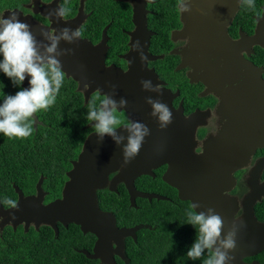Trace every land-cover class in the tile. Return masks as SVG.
Masks as SVG:
<instances>
[{"label": "flooded vegetation", "instance_id": "1", "mask_svg": "<svg viewBox=\"0 0 264 264\" xmlns=\"http://www.w3.org/2000/svg\"><path fill=\"white\" fill-rule=\"evenodd\" d=\"M51 1L39 0L33 6V0H23L8 10L19 9L23 15H30L38 24L47 26L50 22L42 15V12L46 10ZM208 1L193 0L194 7L191 13L182 14L178 10V0H59L58 4L69 9L64 19L74 17L80 7V2H82V22L77 28L81 31V37L77 43L82 47H73L75 51L73 55H69V59L71 64H77L76 62L79 63L81 59L83 84L80 85L78 82L79 71L69 65L72 70L71 74L65 77L56 103L49 109H41L34 114L37 118L36 125L44 128L41 135L47 132L45 136L49 138L51 131L54 133L51 142L57 144V150L60 154L55 165H49L54 175L49 176V172L43 167H38L39 170L46 173L44 175L40 172L38 177V179L42 178L43 204L61 198L62 189L68 180L67 173L73 168V162L78 159L83 145L89 140L93 141L90 143L91 147H101V151L105 154L102 155L103 160L108 163L117 161L115 170L107 171L104 187L95 190L98 208L101 211L112 212L116 227L132 228L141 225L140 228H152L151 225L145 223L130 224L132 221L123 222L122 218L126 211L121 210L120 205L124 203L123 197L126 195L130 205L129 192L122 181H117L114 184V189L109 188L110 180L114 175L119 174L122 177L130 178L131 174L136 172L138 174L134 177V185L137 190L158 194L166 198L159 200L174 203L175 200L172 197L178 198L177 190L162 180L163 174L169 167L168 163L180 161V156L184 153L186 146H191L195 154L203 153L204 142L210 136H216L227 122V118L221 115L222 100L228 93H233L238 89V84L233 82L232 76L223 69L222 60L213 58L210 68L204 70L200 62V52L196 48L191 49L192 37L190 33L192 30H189L190 21L207 14L205 9ZM221 1L228 2V0ZM255 6V10L249 9L246 4L238 7L232 19L225 26L231 39H237L240 32L249 36L254 33L257 19L264 13V0H255ZM197 8L200 11H197ZM4 10L6 8L0 11V16ZM198 28L200 27L194 31ZM136 40L140 41L143 52L147 56L145 62H141L139 54L132 50V44ZM251 48L253 51L250 54L244 51L241 53L257 67L262 68L261 74L264 79V63L261 62L262 58L257 53L259 48L263 50L264 48L258 44L252 45ZM137 61L141 67L133 78L125 77L123 80L120 76L112 74V70H114L124 76L130 72L132 66L137 65L135 64ZM143 79H150L153 85L159 84L163 95L158 96L157 93L147 92L148 96L153 99L159 98L162 102L167 103L173 113V122L166 129L161 130L157 120L150 116L151 107L147 111H135L132 115L126 108L117 110L118 118L121 120V125L117 127L123 126L130 118L146 124L150 129L151 134L145 138L139 152L140 154L143 150L146 151L148 143L151 146V148L149 147L150 154L152 153L157 158L155 160L156 165L152 166L148 173L142 172L145 168L147 169L146 166L139 167L133 164L137 162L138 156L129 164L121 167L123 144L119 148L111 138V144L117 147L114 153H119L112 160L103 144L105 139L102 142L94 140V137H97L93 128L95 122L87 120L88 103L95 100L98 104L103 98V93H109L111 90H103L104 92L101 91V93L96 84L100 82L102 84L100 88L103 89L109 87L108 81L111 80L121 85V88L116 89L119 94L118 101L121 89H124L128 83L130 84L128 93L130 96L142 90L140 81ZM85 83L89 84L87 88L84 87ZM57 116H67L68 130L65 135L55 131L53 124L49 127L44 122L47 120L56 123L58 121ZM46 117L49 118L46 119ZM36 125L35 127H37ZM117 131L122 130L118 129ZM123 134L125 135V132ZM256 165L261 168L259 174L253 173ZM230 176L233 181L229 184V188H225L223 195L230 200V205L236 202L232 223L235 220L236 225L245 220V201L248 195L253 192L251 183L255 180V193H258V196L248 197L251 200L249 209L255 225L264 224V190L262 188L264 183V147L256 148L248 161L242 167L234 169ZM102 191L120 197V205L115 212L104 208L100 197ZM35 192L34 187L33 192L26 193L23 191V194L25 196L33 195ZM138 198L135 200L136 206L134 208L138 207ZM153 200L157 199L153 198L150 201L147 199L149 202ZM183 202H188L190 205L189 201ZM130 207L133 206L130 205ZM55 225L58 234L62 227L74 229L69 233H74L73 250L83 255V259L78 261L79 264H109L102 260L104 257L106 259L112 258L115 264H118V259L128 264L129 257L125 252L126 242L130 239L137 242V231L140 229L135 231L134 237L127 235L122 238V257L113 251L111 257L108 254H102L91 258L87 256V253L93 254V247L97 239L95 234L82 232L80 227L74 223L64 226L61 222L56 221ZM31 226L34 228L33 225ZM43 226L53 230L47 224H40L38 229H34L39 230ZM53 234L55 237L54 230ZM111 245L112 248L117 246L113 241H111ZM242 260L247 263L255 261L264 264V247L250 256L243 257Z\"/></svg>", "mask_w": 264, "mask_h": 264}, {"label": "water", "instance_id": "2", "mask_svg": "<svg viewBox=\"0 0 264 264\" xmlns=\"http://www.w3.org/2000/svg\"><path fill=\"white\" fill-rule=\"evenodd\" d=\"M38 1L33 0V6ZM58 2L59 0H52L46 10L42 12V15L50 22L47 26L38 24L30 15H23L16 8L4 10L1 16L4 15L6 18L9 11L17 12L21 21L31 25L37 39L44 40V37L39 35L41 27H45V30H59L64 27L75 30L82 22V2H80L77 14L70 19L48 17V11L55 9ZM238 7V0H228V2L209 0L205 9L207 14L196 20L193 18L190 21L189 30H192L190 33L192 37L191 49L196 48L200 52L202 68L204 70L209 69L213 58L222 60L223 69L232 76L233 82L238 84V89L233 93H228L222 100L221 115L227 118V122L216 136H210L204 142L203 153L195 154L191 146H186L184 153L180 156L181 160L169 162V167L162 176L165 183L177 190V196L180 200L189 201L190 205L191 203H199L202 206L196 209L197 212L207 207L214 208L225 220V232L232 225V216L236 208V202L230 205V200L223 195L225 188H229V184L233 181L230 173L234 169L242 167L256 148L264 147V79L261 74L262 68L257 67L241 53L244 51L250 54L253 51L251 47L254 44L264 48V13L257 19V26L252 35L249 36L240 32L237 39H231L225 26L232 19ZM197 27L200 28L194 31ZM71 44L74 45L61 41L60 47L62 49L70 46H72L71 48L82 47L77 42ZM60 59L67 77L72 71L69 65L79 71L80 77L79 79L76 78L79 80V84L82 85L81 59L80 64L78 62H76L77 64H71L69 56H63ZM135 64L137 65L132 66L130 72L124 76L114 70H112V74L120 76L123 80L125 77L133 78L139 71V67H141L139 61ZM28 79L30 77L26 78L21 85L23 88L29 87ZM110 84L116 85V89L122 87L112 80L108 81V85ZM101 86L100 82L96 84V87L101 91L110 89V87L100 88ZM129 91L130 84L128 83L124 89H121L120 98L123 97L128 101L126 108L131 115L135 111H147L151 107L145 102V97H148L147 91L140 90L132 96L128 94ZM118 97L119 94L117 93L115 99L117 100ZM36 119L35 116V121ZM35 125L36 123H34ZM125 135L127 136L126 132ZM94 138L96 142H99L98 137ZM104 139L103 144L109 153L108 156L113 160L115 159L114 156L119 155V153H114L117 147L111 144V137L105 136ZM92 142L89 140L83 145L78 159L73 162V168L67 173L68 180L62 189L61 198L43 204L44 192L41 187V177L35 184L36 192L33 195L25 196L22 189L17 185H13L17 194L15 203L18 207L16 209H11V205L4 207L0 201V231L6 225H10L13 229L22 225L24 231H27L31 225L38 229L40 224H47L53 228L56 237L58 235L56 221L61 222L64 226L74 223L80 227L82 232H91L97 237L93 254L90 255L86 251H82L87 253L88 257L95 258L102 254H108L111 257L113 251L122 257V238L127 235H133L134 237L135 231L141 225L132 228H118L114 225L112 212L101 211L98 208L95 190L104 187L107 171H114L117 161L108 163L103 160L102 155L105 154L101 151V147H91L90 143ZM147 146V150H143L138 154L137 162L133 163L139 167L146 166L147 169L145 168L142 171L144 173H148L150 168L156 165L155 160H157L152 153L150 154L149 147L151 148V146L148 143ZM260 171V166L256 165L253 173L259 174ZM137 174L133 172L130 178L122 177L119 174L114 175L110 180L109 188L114 189V184L117 181L124 182L129 192L130 205L133 207L136 206L135 200L138 197L146 198L149 201L153 198L157 200L166 199L155 193L137 190L134 185V177ZM251 185L253 192L248 197H257L255 180ZM262 188L264 190V183ZM248 197L245 201L244 216L246 218L243 222L241 221L235 225L238 229L237 247L234 252L230 253L235 257L231 264H259L255 261L247 263L242 259L264 247V224L255 225L249 209L251 200ZM111 241L117 246L112 248ZM102 260L109 264H115L112 258L106 259L104 257Z\"/></svg>", "mask_w": 264, "mask_h": 264}, {"label": "clouds", "instance_id": "3", "mask_svg": "<svg viewBox=\"0 0 264 264\" xmlns=\"http://www.w3.org/2000/svg\"><path fill=\"white\" fill-rule=\"evenodd\" d=\"M238 2L239 6L246 4L249 9L255 10V0ZM193 7V0H178V10L182 14H190ZM196 10L200 11L198 8ZM68 11L66 6L58 4L55 9L48 11L47 16L60 19ZM39 35L44 40H38L31 25L21 21L15 11H9L6 18L4 15L0 16V72L17 87L30 77L29 87H21L15 95H4L3 102L0 103V133L7 137L26 138L32 135L34 114L41 109L47 110L56 103L67 74L60 58L73 55L75 51L73 48L62 49L60 42L71 44L79 41L81 31L69 27L59 30H45V27H41ZM132 50L139 54L141 62L147 61L139 40L132 44ZM140 83L142 90L157 93L158 96L163 95L159 84L153 85L150 79H143ZM88 86V83L84 84L85 88ZM108 86L111 91L103 93L98 104L95 100L88 103L87 120L95 122L93 128L99 142L109 136L118 147L123 144L121 167H124L139 154L145 138L151 133L146 124L130 118L123 126L117 127L121 125L117 110L126 109L128 101L123 97L117 101L116 85ZM99 91L101 92L100 89ZM145 102L151 106L150 116L157 120L161 130L173 122V113L167 103L151 96L145 97ZM118 129L122 131L118 132ZM4 202L11 205V209L18 207L11 199H5ZM201 207L199 203H191L186 213V223L196 229L195 240L186 255L195 261L204 257L207 252L203 264H231L235 257L230 253L237 247L238 229L235 227V220L225 232L224 218L212 207L197 212L196 209Z\"/></svg>", "mask_w": 264, "mask_h": 264}, {"label": "trees", "instance_id": "4", "mask_svg": "<svg viewBox=\"0 0 264 264\" xmlns=\"http://www.w3.org/2000/svg\"><path fill=\"white\" fill-rule=\"evenodd\" d=\"M23 0H0V11L12 8ZM69 1V0H67ZM257 53L264 63V50L259 48ZM2 59V57H0ZM20 87L14 86L9 78L0 72V103L4 95H15ZM49 117H46L48 119ZM58 121L52 123L44 120L47 126L53 124L55 131L65 135L67 133V116H57ZM66 118V120H64ZM37 126V125H36ZM32 135L26 138L7 137L0 133V200L4 206L5 199L16 200L13 185L27 192H33L39 173L44 171L49 176L54 175L49 165H55L60 156L57 144L51 142L54 133L49 138L42 126H33ZM48 176V175H46ZM175 196V195H174ZM105 209L115 212L119 208L120 197L108 192H100ZM120 209L126 211L122 218L124 223H145L152 228H140L137 231V242L127 240L125 252L129 257L128 264H203L207 257L191 260L186 254L196 237V229L186 223L188 202L172 197L174 201L153 200L147 201L138 198L137 208L130 207L127 195ZM130 213V214H129ZM127 214H129L127 216ZM132 220H129V219ZM73 228H61L57 237L53 230L43 226L35 230L32 226L24 231L19 225L13 229L6 225L0 231V264H79L83 255L73 250ZM118 264H126L118 259Z\"/></svg>", "mask_w": 264, "mask_h": 264}, {"label": "rangeland", "instance_id": "5", "mask_svg": "<svg viewBox=\"0 0 264 264\" xmlns=\"http://www.w3.org/2000/svg\"><path fill=\"white\" fill-rule=\"evenodd\" d=\"M7 9H9V8H7Z\"/></svg>", "mask_w": 264, "mask_h": 264}]
</instances>
